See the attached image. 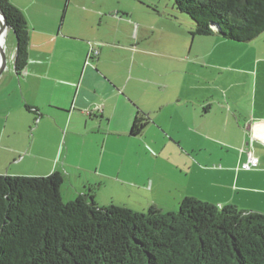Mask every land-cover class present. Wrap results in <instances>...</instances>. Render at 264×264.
Listing matches in <instances>:
<instances>
[{"label": "crops", "instance_id": "crops-1", "mask_svg": "<svg viewBox=\"0 0 264 264\" xmlns=\"http://www.w3.org/2000/svg\"><path fill=\"white\" fill-rule=\"evenodd\" d=\"M11 2L27 18L30 45L24 72L13 69L0 84L1 163L49 161L32 175L61 172L66 201L91 193L106 207L116 203L106 195L127 194L117 206L175 211L194 197L264 213L256 147H264V78L253 93L233 91L219 58L237 43L198 36L219 44L206 45L205 56L195 39L152 46L156 29L130 0ZM92 48L99 55L88 62ZM202 57L218 77L201 69ZM235 69L226 72L242 74ZM140 116L147 127L132 136ZM250 151L259 166L244 170Z\"/></svg>", "mask_w": 264, "mask_h": 264}, {"label": "trees", "instance_id": "trees-1", "mask_svg": "<svg viewBox=\"0 0 264 264\" xmlns=\"http://www.w3.org/2000/svg\"><path fill=\"white\" fill-rule=\"evenodd\" d=\"M170 1L192 20L193 36L243 44L264 34V0ZM0 8L16 37L14 69L21 75L29 60L28 21L11 0H0ZM148 121L136 117L131 135H141ZM63 183L58 171L0 174V264H264V213L194 197L175 211L101 207L91 193L65 201Z\"/></svg>", "mask_w": 264, "mask_h": 264}, {"label": "rangeland", "instance_id": "rangeland-1", "mask_svg": "<svg viewBox=\"0 0 264 264\" xmlns=\"http://www.w3.org/2000/svg\"><path fill=\"white\" fill-rule=\"evenodd\" d=\"M130 6L134 7L137 10V15H142L148 25L155 27L156 34L155 37L152 38L150 45L161 44L166 45L169 48H172L177 45H181L183 43H191L193 39L196 41L197 46H201L203 50L202 55H207L206 53L207 47L206 45H219L216 42H212L206 38H201L198 36H193L191 34L192 29L194 28L192 20L185 14H181L179 11L174 8L173 3L170 0H130ZM150 8L151 10H148ZM157 11L158 14L153 13ZM1 23V22H0ZM160 34V35H159ZM238 48H233L231 53L225 54V58H219V61L224 63L223 67V75L231 76L230 83L232 84L233 91L237 92H254L258 88V83L264 78V34L259 38L250 43L238 44ZM224 47L225 45H220ZM17 41L16 37L12 32L8 33L6 37V53L9 59L8 69L1 75L0 84L2 83V79L4 77H8L11 71L14 69V56L16 53ZM242 57L241 61L238 60L237 57ZM200 60L201 69H205L207 71L215 73L218 77L219 70H214L212 67L206 66L205 57ZM235 68H241L242 74H238L235 72H226L227 70L235 71ZM248 70L251 75L246 74ZM217 73V74H216ZM220 85V82L217 83ZM250 111L254 109L253 104L247 106ZM45 135V134H44ZM48 135L44 136L43 139H46V146L49 150H51V141H49ZM257 142V155L262 157L264 155V147ZM43 146V145H42ZM47 148H43L44 150ZM51 164L49 161L43 162L42 164H36L34 160L31 158H25L21 161H16L14 163H10V165H5L0 161V171L2 174H7L6 170L10 169V172H22L28 175H11V176H40V175H32L33 172H40V170H45L49 168ZM1 174V173H0ZM42 176H48L42 175ZM108 200H111L112 197L115 198V202L113 205H118L120 202H128V195H106ZM66 201V199L64 198ZM121 205V204H120ZM125 207V206H124ZM129 208V207H128ZM131 209V207H130ZM150 208L145 210H135L138 212H147ZM132 210H134L132 208ZM178 210V209H177Z\"/></svg>", "mask_w": 264, "mask_h": 264}, {"label": "water", "instance_id": "water-1", "mask_svg": "<svg viewBox=\"0 0 264 264\" xmlns=\"http://www.w3.org/2000/svg\"><path fill=\"white\" fill-rule=\"evenodd\" d=\"M0 22H1V30L0 33L4 31L11 32V27L8 25L7 20L3 11L0 8ZM15 58V56H14ZM9 59L7 57L6 51L1 52V59H0V77L1 75L8 69Z\"/></svg>", "mask_w": 264, "mask_h": 264}, {"label": "built area", "instance_id": "built-area-1", "mask_svg": "<svg viewBox=\"0 0 264 264\" xmlns=\"http://www.w3.org/2000/svg\"><path fill=\"white\" fill-rule=\"evenodd\" d=\"M99 55V51L95 48H92L89 56H88V62L93 59V57H96ZM264 141V139H263ZM259 166V159L254 156L253 152L250 151L248 154V159L245 163L242 164V169L244 170H252Z\"/></svg>", "mask_w": 264, "mask_h": 264}, {"label": "bare ground", "instance_id": "bare-ground-1", "mask_svg": "<svg viewBox=\"0 0 264 264\" xmlns=\"http://www.w3.org/2000/svg\"><path fill=\"white\" fill-rule=\"evenodd\" d=\"M0 30H1V23H0ZM8 33H9L8 31H4V32L0 33V48L2 46L3 41L7 37ZM0 59H1V51H0Z\"/></svg>", "mask_w": 264, "mask_h": 264}]
</instances>
